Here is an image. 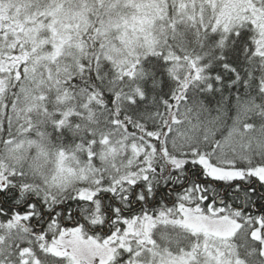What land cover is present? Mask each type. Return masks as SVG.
Here are the masks:
<instances>
[{
  "label": "snow or ice",
  "instance_id": "obj_1",
  "mask_svg": "<svg viewBox=\"0 0 264 264\" xmlns=\"http://www.w3.org/2000/svg\"><path fill=\"white\" fill-rule=\"evenodd\" d=\"M0 264H264V0H0Z\"/></svg>",
  "mask_w": 264,
  "mask_h": 264
}]
</instances>
